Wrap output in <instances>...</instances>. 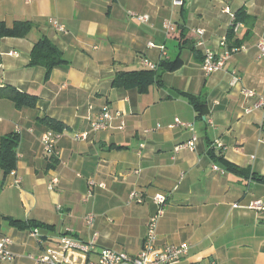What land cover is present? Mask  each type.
<instances>
[{"label":"crops","instance_id":"obj_1","mask_svg":"<svg viewBox=\"0 0 264 264\" xmlns=\"http://www.w3.org/2000/svg\"><path fill=\"white\" fill-rule=\"evenodd\" d=\"M226 7L233 14L245 10L253 26L246 38L245 24L236 34L245 49L223 70L207 75L204 52L222 51L219 43L232 23ZM129 11L150 20L138 22ZM0 21L9 27L16 21L36 24L26 38L0 39V88L37 97L36 107L22 109L0 98V140L11 133L20 136L17 176H5L0 166V238H12L16 255L6 264H33L28 256L57 247L68 234L90 242L98 233V248L138 255L157 211L153 199L160 193L168 202L157 246L190 245L177 264H264V208H248L255 200L264 205V182L250 177L264 176V108L254 109L256 99L241 94L245 88L264 93V57L258 48L264 40V0H185L183 7L172 0H0ZM166 21L173 31L164 28ZM55 23L67 33L58 32ZM181 28L195 40L192 49L190 42L180 41ZM197 29L205 30L202 38ZM44 36L67 60L47 80L45 68L30 66L34 44ZM150 42L157 47L150 48ZM177 58L181 65L146 93L112 86L117 72L145 69L142 59ZM186 94L204 97L203 116ZM106 105L121 118L92 132V122ZM176 118L194 130L168 128ZM45 119L62 126L58 160L43 153L44 133L58 132ZM83 132H90L89 138L78 140ZM194 134L196 148L175 154L177 145ZM211 148L249 174L223 169L211 158ZM53 177L59 182L52 187ZM91 180L105 187H90ZM134 191L144 203L130 202ZM7 218L42 224L40 238L32 235L37 227L20 229Z\"/></svg>","mask_w":264,"mask_h":264},{"label":"built area","instance_id":"obj_2","mask_svg":"<svg viewBox=\"0 0 264 264\" xmlns=\"http://www.w3.org/2000/svg\"><path fill=\"white\" fill-rule=\"evenodd\" d=\"M30 1V0H27ZM174 6H184L185 0H172ZM224 12L232 17L231 28L235 33L244 28V23L236 22L235 14L230 11V8L226 7ZM128 16L141 23H147L150 20L148 15L139 14L133 11L128 12ZM54 28L61 33H67V28L64 25L58 23L54 24ZM164 28L170 32L174 30L170 21L164 23ZM195 33L202 38L205 35L204 29H197ZM199 46L203 45V41L199 40ZM150 48H156L157 46L150 42L148 43ZM219 47L222 51L206 49L204 52V60L202 62V68L205 74L210 75L217 71L223 70L227 62L231 57L245 49V45L229 46L228 38L223 37L219 43ZM259 55L264 57V40L258 44ZM162 51L165 47H160ZM10 55H17L15 52H11ZM141 64L143 68L155 70L158 68V63L150 61L149 59H142ZM238 79L234 78L233 83H237ZM241 94L246 99H256L254 109L264 108V93H258L251 89H242ZM252 110L251 108L248 111ZM121 118L120 113H113L109 106H105L102 109L100 115L92 122L91 131L96 132L105 130L110 127L114 119ZM177 126H183L194 129L188 123L182 122L179 118H176L172 124L168 126L170 129H174ZM125 123L122 121L120 129H124ZM160 124L157 128H161ZM152 130H146V133H150ZM62 132L47 131L42 137L43 153L46 157L58 160L61 157V151L58 148V142L62 137ZM90 132H83L77 134V139L85 141L89 138ZM197 136L194 134L192 139L186 143L177 145L175 148V154H178L184 150L193 151L196 148ZM218 147H222L221 143H217ZM214 169H218L216 166ZM11 175L17 176L16 169L12 170ZM21 179L16 177L15 184H19ZM59 182L57 177H53L51 180V186L57 185ZM90 187L104 188V184H97L95 181H89ZM130 202H136L138 204L144 203L143 197L137 192H131L129 195ZM154 204L157 207L156 213L151 216L147 223L146 235L143 243L142 251L135 256H130L125 252H118L107 248H98L97 239L98 233L94 235V238L90 242H83L76 239L72 235H64L59 239L57 247H48L39 256L30 255L29 259L33 264H177L183 258H185L190 251V245L188 243H181L179 245H166L163 247L157 246V231L161 217L165 213V206L168 202V197L165 194H157L153 199ZM237 207L238 205H234ZM251 210L261 211L264 208L261 200H255L248 206ZM94 215L90 214L87 217V223L93 224ZM32 235L37 239L40 238L39 229H34ZM13 240L9 236H3L0 238V264L10 263L15 260L16 255L12 251Z\"/></svg>","mask_w":264,"mask_h":264},{"label":"trees","instance_id":"obj_3","mask_svg":"<svg viewBox=\"0 0 264 264\" xmlns=\"http://www.w3.org/2000/svg\"><path fill=\"white\" fill-rule=\"evenodd\" d=\"M183 7V6H182ZM236 22H242L247 27L245 34L246 38L251 33V28L253 26V18H251L245 10L241 9L235 13ZM36 27V24L31 21H16L13 26L9 27L6 23L0 21V39L2 38H26L30 32ZM237 33L230 27L227 38L229 46H240L243 44V41L236 39ZM189 34L187 31L181 28L180 32V41L183 43L190 42L191 45L188 48H193L195 40L189 39ZM179 37V35L177 36ZM188 37V39H187ZM184 38V39H183ZM198 41V40H197ZM180 47L183 49L185 45ZM204 57L202 58V62ZM67 63V60L64 58L63 52L46 36L40 38L33 47V50L30 54V66H41L45 68L46 75L45 79H49L53 70L59 66H62ZM181 60L177 58L174 61L171 60H162L158 63V68L155 70L142 69V70H132V71H120L117 72L113 81L112 86L118 88L126 89H137L141 94L146 93L149 89L157 84L162 86V77L165 72H171L177 69L181 65ZM189 103L193 106L196 112L203 116L206 109V101L202 96H193L186 94L185 95ZM0 98H7L11 100L16 108H34L37 104V97L31 96L29 94L23 93L14 87H4L0 88ZM53 130L62 132V126L59 123L51 120H43ZM20 136L17 133H11L5 135L0 140V166L4 172V175L7 176L11 173L12 170L16 169L17 166V148L19 145ZM122 148V147H118ZM211 158L223 169L229 172L237 173L242 176H247L249 171L244 168H240L227 160L224 159L221 153L217 154L215 149L211 148L209 152ZM252 179H255L259 182H264V176L259 175L258 173H252L250 175ZM11 225L18 227L20 229H25L27 227H41L42 224L31 222L27 224L20 220L7 218Z\"/></svg>","mask_w":264,"mask_h":264}]
</instances>
